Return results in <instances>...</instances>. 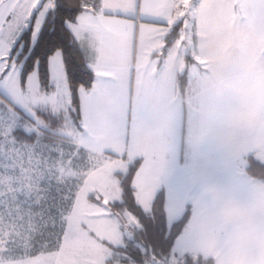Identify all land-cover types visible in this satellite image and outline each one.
<instances>
[{"label":"snow or ice","instance_id":"snow-or-ice-1","mask_svg":"<svg viewBox=\"0 0 264 264\" xmlns=\"http://www.w3.org/2000/svg\"><path fill=\"white\" fill-rule=\"evenodd\" d=\"M0 264H264V0H0Z\"/></svg>","mask_w":264,"mask_h":264}]
</instances>
